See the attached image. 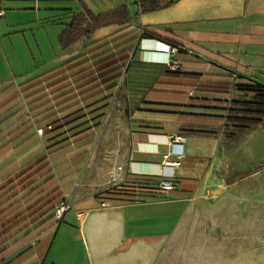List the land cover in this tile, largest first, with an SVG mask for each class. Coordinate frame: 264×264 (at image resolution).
Instances as JSON below:
<instances>
[{
  "label": "crops",
  "instance_id": "crops-1",
  "mask_svg": "<svg viewBox=\"0 0 264 264\" xmlns=\"http://www.w3.org/2000/svg\"><path fill=\"white\" fill-rule=\"evenodd\" d=\"M54 1L60 0H0V195L47 161L51 171L20 197L50 179L70 210L60 220L53 211L36 222L26 213L13 219L0 230V264H45L55 228L76 231L86 264H264V121L250 130L225 122L231 96H251L257 85L264 87V0H175L171 7L140 15L137 0L135 9L127 0H116L105 11L125 7L128 22L99 26L66 48L59 37L75 17L102 13L82 0L77 8L57 7ZM53 25L60 26L55 31L59 49L31 63L19 49L31 51L32 43L40 51L52 48L48 29ZM196 28L233 35L222 50L224 64L200 53L193 56L179 42ZM155 30L175 44L145 33ZM103 42L129 49H115L95 71L115 64L125 68L136 49L138 64L162 73L146 90H117L123 68L118 79L102 86V94L86 103L77 96L76 109L50 118L53 105L36 101L34 82L83 60ZM168 45L185 50L173 57L180 66L177 79L164 78ZM203 77L232 89L229 94L201 92L196 85ZM141 95L143 103L128 107L116 99ZM101 106L104 116L95 127L88 113ZM49 125L52 130L37 135ZM84 128L90 131L77 135ZM105 131L108 140L102 138ZM118 131L123 154L103 170L95 162L96 149L111 145ZM176 136L182 139L180 150L173 146ZM165 162L178 163L177 189L147 196L143 185L157 186ZM111 176L121 181L111 183ZM127 187L132 190L123 192ZM96 191L99 196L88 195ZM25 220L28 226L15 232ZM37 228L43 231L35 234Z\"/></svg>",
  "mask_w": 264,
  "mask_h": 264
},
{
  "label": "trees",
  "instance_id": "trees-1",
  "mask_svg": "<svg viewBox=\"0 0 264 264\" xmlns=\"http://www.w3.org/2000/svg\"><path fill=\"white\" fill-rule=\"evenodd\" d=\"M174 3L175 0H142L137 2L136 15L163 10L171 7ZM129 19L130 17L125 7L98 15L90 14L84 17H75L59 37L61 46L66 48L81 37L88 38L92 30L99 26L110 23H125ZM84 23L86 24L83 25ZM145 33L175 44L158 30L145 31ZM115 49L116 52L119 51L118 53H121L129 49V47L119 50L118 46L113 48L109 43L103 42L99 46L90 49L83 60L67 68L61 67L46 74L42 80L34 82L35 84L31 88H36L35 95L40 96L36 101L45 100V105L48 106L50 103L51 106L53 105L50 118L55 120L59 116L69 114L70 110L76 109L79 105L75 101L77 96L81 98L82 103L89 102L94 97L102 94V86L118 79L122 75L124 65L115 64L100 71L94 70L95 66L111 59L114 56L113 51ZM179 77V70L165 71V79H177ZM206 78L203 77L197 83V90L215 94L230 93L232 87L227 83L220 80L210 81ZM29 90V88H23L24 93ZM103 108L105 106L96 108L88 113L95 127H98L102 121L104 116ZM262 121H264V87L257 85L255 94L251 96H231L229 106L225 112L226 125L235 130H250ZM59 143L51 144L48 149L57 148ZM50 171L49 163L42 161L25 175L19 177L14 187L0 195V230L23 213H26L30 222H36L49 215L55 205L63 202L59 189L53 186L52 182L50 183V179L25 197H20L21 192L28 189ZM27 226L28 221L25 220L18 228H15V232H19Z\"/></svg>",
  "mask_w": 264,
  "mask_h": 264
},
{
  "label": "rangeland",
  "instance_id": "rangeland-1",
  "mask_svg": "<svg viewBox=\"0 0 264 264\" xmlns=\"http://www.w3.org/2000/svg\"><path fill=\"white\" fill-rule=\"evenodd\" d=\"M88 7H90L92 10H94L96 13H103L108 11V6H110L113 2L116 0H82ZM113 1V2H112ZM128 5L131 9H135V3L136 0L130 1L127 0ZM54 6L57 7H64V5L68 4L70 7H82L84 5L80 1H54L52 2ZM106 10V11H105ZM59 25H53L52 27H49L48 32L51 33V36L54 38V43L52 44V48L48 47L46 50L44 48L41 49V51L36 48L35 43H32L31 51L27 48H21L20 53L22 55H26V58L31 63H38L41 61L42 58H47L48 56H53L54 53L59 49V43L57 36L55 34V31L57 28H59ZM196 32L191 31L188 33L184 38H178L179 42L182 43L185 47H187L188 50L193 51L191 54L195 56L197 53H200L202 55L207 56L208 58L212 59V61H217L218 63H223L224 60L226 61L227 57L222 52L227 51L225 49V46L231 45L229 43L231 35L230 33L221 32L220 29L214 30L210 33L204 32V30H201L199 28H196ZM48 33V34H49ZM145 36L144 34L142 35ZM228 36V37H227ZM47 44V42H46ZM223 48V49H222ZM225 49V50H224ZM129 62L124 68L123 75L121 77V80L118 82L116 88L117 90L123 89V88H130V89H148L152 83L154 82L155 78L162 73V70H158L157 68H150L146 66H142L138 64L137 58H136V49L130 52L129 54ZM22 69V67H21ZM144 95L136 96V97H116L117 100L123 101L125 106L128 107L130 104H140L141 102H144ZM121 130V129H120ZM119 130V131H120ZM90 129H81L78 131L77 135H86ZM117 132L115 140L111 145L104 144L105 146L102 149H96V163H102L103 166L101 168L104 170L108 164L110 163V160L113 158H117V156L123 154V134L121 132ZM71 135V134H70ZM104 140H108V132L105 131L103 134ZM106 143V141H105ZM99 159H102L100 161ZM114 163L121 164L122 162L115 161ZM103 173V172H102ZM124 188V187H123ZM143 188L145 191H147L146 195L151 196L152 194H155L159 192L158 189L152 184L147 183L146 185H143ZM131 187H127L126 190L123 192L131 191ZM114 191H117L114 189ZM108 193V191H107ZM88 195L90 196H99V192H88ZM141 193L133 198V201L140 200ZM142 198V197H141ZM144 199V198H143ZM142 200V199H141ZM58 205V204H57ZM56 205V206H57ZM55 206V207H56ZM54 207V208H55ZM54 210V209H53ZM43 229L37 228L34 230V233H41ZM45 232V233H44ZM44 234H46L45 237L49 234V230H44ZM62 236V237H61ZM63 236L65 241H63ZM49 256L45 264H51V262L57 259V261H61V264H86L84 255H83V249L80 244V241L78 240L76 236V231L74 229H53L51 234V240L49 243ZM55 255V257H54ZM54 257V258H53ZM68 257V259H67ZM73 258L74 262L70 263L71 259ZM59 263V262H58Z\"/></svg>",
  "mask_w": 264,
  "mask_h": 264
},
{
  "label": "built area",
  "instance_id": "built-area-1",
  "mask_svg": "<svg viewBox=\"0 0 264 264\" xmlns=\"http://www.w3.org/2000/svg\"><path fill=\"white\" fill-rule=\"evenodd\" d=\"M139 0H137L138 2ZM3 15V12L0 10V17ZM180 51H185L183 48H179L177 46L174 45H168L167 46V59L164 62V67L166 70H171V71H176L180 69L179 63L177 61L174 60V56L177 55ZM52 130V126L49 125L46 128H41V129H37L36 133L39 136L44 135L45 131H50ZM172 140H175L173 146L176 148V150H180L181 148V137L176 136V137H171ZM178 165V163L176 162H165L163 163V169H164V175L161 181H159V183L157 184L156 188L161 191V192H165V193H169V192H173L177 189V184L174 181V168ZM121 167L117 168V171H120ZM117 181H121L119 180L118 177L116 176H111L110 178V182L111 183H116ZM102 206H106L107 204L105 202L101 203ZM68 210H70V207L65 204V203H59L53 210V217L56 220H60L64 213L67 212Z\"/></svg>",
  "mask_w": 264,
  "mask_h": 264
}]
</instances>
